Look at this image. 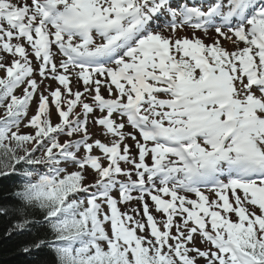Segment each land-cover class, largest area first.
I'll list each match as a JSON object with an SVG mask.
<instances>
[{
  "label": "snow or ice",
  "instance_id": "snow-or-ice-1",
  "mask_svg": "<svg viewBox=\"0 0 264 264\" xmlns=\"http://www.w3.org/2000/svg\"><path fill=\"white\" fill-rule=\"evenodd\" d=\"M0 73L24 252L264 264V0H0Z\"/></svg>",
  "mask_w": 264,
  "mask_h": 264
},
{
  "label": "trees",
  "instance_id": "trees-1",
  "mask_svg": "<svg viewBox=\"0 0 264 264\" xmlns=\"http://www.w3.org/2000/svg\"><path fill=\"white\" fill-rule=\"evenodd\" d=\"M18 177L0 178V207H19L20 202L13 193L17 190ZM29 215H32L29 212ZM19 218L17 212L9 211L7 215H0V264H55V257L47 247L40 249L33 248L29 252H24L25 247H29L39 240L47 239L44 231L36 228L23 232L13 231L8 235L9 229Z\"/></svg>",
  "mask_w": 264,
  "mask_h": 264
},
{
  "label": "rangeland",
  "instance_id": "rangeland-1",
  "mask_svg": "<svg viewBox=\"0 0 264 264\" xmlns=\"http://www.w3.org/2000/svg\"><path fill=\"white\" fill-rule=\"evenodd\" d=\"M229 48L231 47L230 44L227 45ZM0 75H2V73H0ZM103 92V89H102ZM105 95H107L106 93H104ZM33 109L35 108V105L32 106ZM32 113L30 112L29 115H31ZM23 131H30V129H23ZM90 131L94 132L95 135L93 136V139H100L102 142H109L110 138L109 137H105V135L103 134L102 130L100 128H96L90 125ZM126 131H132V129L126 128ZM130 142V141H129ZM94 154H98V150L94 149ZM95 179V176L93 173H91V171H89V175H88V182H93ZM121 208L123 209V206H121Z\"/></svg>",
  "mask_w": 264,
  "mask_h": 264
}]
</instances>
